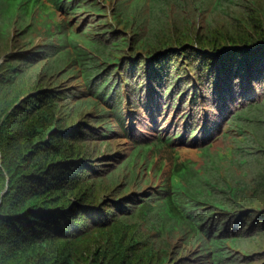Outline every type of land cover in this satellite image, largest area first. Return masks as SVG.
<instances>
[{
  "label": "trees",
  "instance_id": "obj_1",
  "mask_svg": "<svg viewBox=\"0 0 264 264\" xmlns=\"http://www.w3.org/2000/svg\"><path fill=\"white\" fill-rule=\"evenodd\" d=\"M9 1L0 0V37L8 35L11 26L18 30L16 34L30 36L35 14L48 7L42 0H11L12 11ZM49 1L67 19L54 20L53 26L44 20L49 39L41 47L25 52L24 45H34L29 39L5 53L0 62V264L253 262L242 258L252 254L250 243L264 238V207L246 210L244 188L247 191L249 185H236L238 179L229 171L221 172L214 158L208 167L215 174L175 165L168 177L150 189L123 193L120 187L128 189L129 185H100L103 177L88 168L90 157L83 145L112 131L97 135L91 130L79 132L76 124H63L62 100L69 91L56 85L43 87L44 75L37 77L41 86L33 89L24 88L21 81L24 66L55 58L63 62L59 70L68 65V71L73 68L81 74L83 89L77 94L100 105L103 112L98 111L99 115L110 113L107 127L118 124L113 133L126 135L125 114L129 120L134 113L123 102L129 98L131 107L142 102L143 109L154 110L148 116L155 121L171 108L170 119L176 114L185 120L184 131L189 129L191 136L200 128L191 142L186 141L194 144L205 142L211 134L209 111L202 109L201 116L195 113L201 99L205 101L202 106L212 105L213 115L219 117L214 121L215 131L235 141L229 155L218 154L219 158H237V164L244 163L246 156L256 160L261 171L254 173L257 185H251V190L264 199V0H209L210 10L222 13L224 21L206 20L198 26L186 17L176 32L164 30V37L154 41L139 38L140 28H132L135 35L131 37L123 32L110 37L105 30L111 25L96 27L107 18L126 25L114 0ZM183 1L170 2L186 7ZM191 1L199 11L208 3ZM109 2H113L110 17ZM158 10L165 13L164 8ZM79 12L87 20L76 30L72 21L78 20ZM186 102L191 110H182ZM71 108L66 118L74 115ZM194 119L206 125L192 128ZM160 132L151 142L135 139L130 156L162 145L170 147L173 139L183 138L181 131L174 137L158 136ZM98 155L100 161L108 156ZM216 211L223 213L218 216ZM154 216L156 223L151 220ZM213 222L220 227L211 234ZM178 227L185 229V241L197 246L195 259L183 255L165 237Z\"/></svg>",
  "mask_w": 264,
  "mask_h": 264
},
{
  "label": "rangeland",
  "instance_id": "obj_2",
  "mask_svg": "<svg viewBox=\"0 0 264 264\" xmlns=\"http://www.w3.org/2000/svg\"><path fill=\"white\" fill-rule=\"evenodd\" d=\"M42 1L49 9L47 8L46 11H41L39 15L35 14V30L30 33V36H22L16 34L18 30H16L15 26H11L8 29L10 33L5 37H0V62L4 61L5 53L14 50L21 44L23 45L29 39L32 41L31 44L34 43V45L30 46V43L24 45L25 48L23 50L25 52L33 50L34 48L41 47L43 40L49 39L48 32L45 30L46 25L43 24L44 20L50 21V25L53 26L55 24V22H53L54 20L61 21L63 19H67V17L64 16L58 8H55L53 3H51L49 0ZM114 1L116 2V5L120 6V10L123 11L122 14H120V18L126 25H121L118 22L109 20V18H107L103 22H100L99 25H96V27L111 25L112 27L110 29L105 30L108 31L106 33H108L110 37L112 36V34L120 32H123L128 37H131L134 34L133 30L131 29L140 28V30L138 29V31L136 32V35L139 34V38L142 39L143 37L144 39L154 41L157 36L162 35L161 38L164 37V30L170 33L176 32V27H180L181 25H183L184 18L186 17L192 18V22L195 25L197 24L198 26L199 24L204 23L206 20L210 22L224 21L222 13L210 10V5L208 2L209 0H201L203 4L208 2L204 7V10L201 11L193 8V1L191 0L183 1V4L186 7H182L179 4H175L174 2H170L171 0H168L169 2L166 0ZM9 2L10 9L13 11L11 0ZM196 2L198 3L199 0H196ZM109 4L110 5H107V8L108 15L110 17L113 14V2H109ZM160 8H164L165 13L159 12L158 9ZM50 11H52V14H50ZM84 15L86 14H82L79 12V14L77 15L78 20H75V22L72 21L73 27L75 29L78 28L79 25L83 26L82 23L87 17H84ZM90 19L93 20L92 18ZM121 26L124 27L125 32L122 30L123 27ZM50 39H52L55 43L59 42V40L55 36H50ZM155 42H157V40ZM61 65L63 66L62 61L57 62L55 58H45L41 60L36 66H24L25 74L23 75L21 82L24 88L33 89L37 86H41L39 81H37V77L39 78L44 75V79L41 81L43 87H52V85H56L59 86V88L64 87L65 89L62 91H69V93L67 94L69 96L62 100V109L64 110V112L61 113L60 117L63 124L66 123L67 125L71 126L76 124L77 126H79V132H87L91 130V133H96L97 135L109 129V131H112V133H108L107 135L105 134L99 139H89L88 141H85L83 145V149L86 155L90 157L89 161L87 162V164L89 165L88 168H90V170L96 175H101L103 177V183L100 185H110V188L112 187L111 185H129L128 189L120 187L123 193L130 192L131 190L133 192L134 190L141 188L150 189L152 185H156L157 187L163 179L168 177V174L172 171V168L175 165L179 167L187 165L190 166L189 168L192 170L197 168L199 169V171H201L199 173H205V170L212 172L213 170H211L209 167L211 165L210 161L212 160V158H214L217 161L216 164H219L221 166V168H219L221 172L229 171L230 173H232L234 180L238 179L235 182L236 185L250 186L247 188V191H245L244 188V192L247 196L246 199L248 200L245 201V207H248L247 209L245 208L246 210H249L252 207H254L255 209L256 206H258V208L264 207V199L261 198L260 195L257 196L255 194V191L251 190V185H257V182H254L253 178L254 173L258 174L261 171V165L254 159L250 160V156H246V160L244 163H234L237 158L233 159V157L235 156L233 155V153L230 154L231 156H233L232 161H230V159L227 160L225 157L222 159L219 158L218 154L225 153V155H229V148L235 146V141L230 137V135H228L227 137L221 136L220 133L215 131L216 125H214V121L219 119V117L217 115H213V111L215 110H213L212 105H208L206 103L207 106L203 107L202 105L205 103V101H201V99L199 101V107L196 108L195 113L196 115L201 116L202 109L209 111L210 115L208 117L210 121L208 120L207 127L211 130V134L205 142L194 144L189 142L193 140L195 134L199 133L200 128L195 132L193 136H191L189 129L184 131L185 120L182 122L180 118H176V114H173L172 118L170 119L169 113L172 112L171 108L170 110H166L164 114L160 113L159 116L162 117L161 119L159 118L160 121H155L148 116V113L152 114L154 110H147L146 106H144L143 109L142 106L144 104L142 102L136 104L137 108L131 107V99L128 98L126 100V98H123V102H126V105H128V107H130L131 110L134 111L129 120V116L125 114L126 119L124 125L126 126L129 133L126 131V135L123 136V134L120 133H113L114 131L116 132L118 130V124L112 123L110 124V127H107V123L112 121L107 120V116H109L110 113H103L99 115L98 111L103 112L100 105H97V103L93 102L90 99L83 100V98H81L82 96L79 97V95L81 94H77V91H80L78 89H83L81 86L82 82L80 75L76 74V71L71 68V66L70 71H68V65L65 66L63 70H59ZM43 67H46L47 69L45 68L43 70ZM194 82L196 83V79H194ZM71 92H74V95H72ZM142 97L145 98L143 95ZM78 99L82 101L78 102ZM86 103L88 105L91 104V106H87ZM187 104L188 103L186 102L182 106V110H191V108H188ZM138 105L140 106L138 107ZM71 106L74 108L72 109ZM68 108L72 109V113L74 115L66 118L68 114L66 113V111ZM173 123L175 125H173ZM129 125L132 126L129 127ZM161 125H163L164 128L162 130H158ZM199 125L201 128H203L206 124L204 125L203 121H200L197 124V121L194 119L191 127L195 128ZM90 127L92 129H90ZM176 131H181L183 138L179 139L178 137H176L175 139H173L174 143L170 144V147L169 145H162L160 147H156L153 150L152 148L150 150H144L141 156L135 154L130 156L133 145L135 143V139L138 142L139 138L140 141L142 140V138H144L145 140H148V142H151L157 137L156 133L160 132L158 136L162 137H165L168 134H172V136L174 137V133ZM86 137L91 136L86 135L85 138ZM198 137L200 140V136ZM187 140L189 142L186 143ZM238 141L243 142V140L241 139H239ZM205 145L208 146L204 147ZM98 152L105 153L108 156L102 158V160L100 161ZM261 159L264 161V157H262ZM101 170L102 172H99ZM109 173L111 174L108 175ZM218 176L220 177V174ZM231 203L234 206L237 205L233 202ZM236 208L239 207L236 206ZM222 213L223 212L221 211H216V214L218 216H221ZM256 217H260L259 214L256 215ZM156 218L157 217L154 216V218L151 219L152 222L156 223ZM219 222L222 223L223 221L219 220ZM213 223L214 227L211 229V234H213L214 231L220 227L216 225L217 222ZM246 224L249 225V221H247ZM141 228L147 231V229L143 225H141ZM240 228H242V226H239L238 233ZM184 233L185 229L182 227H178L172 229L171 231H167L165 237L169 239L170 244L173 247H177L183 254H185V252L188 253V257L190 259H195L192 257H194L195 253L197 252V246H193L190 243L186 242ZM92 245L91 247L94 248V246ZM248 251H250L252 254H250V256L243 255L242 261H253L250 262V264H261L262 260H264V238L259 241L250 243L248 245ZM259 251L261 252L258 253ZM237 252H240V250H237Z\"/></svg>",
  "mask_w": 264,
  "mask_h": 264
},
{
  "label": "bare ground",
  "instance_id": "obj_3",
  "mask_svg": "<svg viewBox=\"0 0 264 264\" xmlns=\"http://www.w3.org/2000/svg\"><path fill=\"white\" fill-rule=\"evenodd\" d=\"M155 27V26H154ZM127 29V28H126ZM123 30V29H122ZM155 35V34H154ZM126 36V35H125ZM166 38V37H165ZM139 39V38H138ZM168 39V38H167ZM173 42H175V41H173ZM169 43V42H168ZM172 45V44H171ZM143 50V49H142ZM143 52V51H142ZM189 66V65H188ZM93 68V67H92ZM191 70V69H190ZM81 75V74H80ZM122 87V86H121ZM145 91V90H144ZM189 91V90H188ZM145 102V101H144ZM175 104V103H174ZM204 107V106H203ZM130 114V113H129ZM168 141V140H167ZM187 157V156H186ZM198 158V157H197ZM180 159V158H179ZM210 185V184H209ZM216 186V185H215ZM241 186V185H240ZM219 187H220V185H219ZM211 188H212V186H211ZM217 188V187H216ZM219 189V188H218ZM223 192H225V190L223 191ZM233 196V195H232ZM218 200V199H217ZM218 203V202H217ZM241 203V202H240ZM213 205V204H212ZM221 205V204H220ZM222 206V205H221ZM187 245V244H186ZM179 251V250H178ZM186 253V252H185ZM184 255V254H183ZM172 260V259H171ZM175 260V259H174ZM212 260V259H211ZM213 262V261H212ZM230 262V261H229ZM234 264V263H233ZM243 264V263H242Z\"/></svg>",
  "mask_w": 264,
  "mask_h": 264
}]
</instances>
